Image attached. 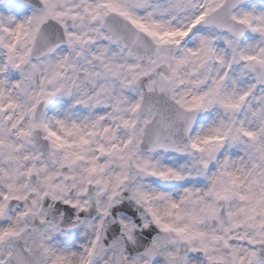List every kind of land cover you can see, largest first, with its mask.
<instances>
[{"label":"snow or ice","instance_id":"6c2138e0","mask_svg":"<svg viewBox=\"0 0 264 264\" xmlns=\"http://www.w3.org/2000/svg\"><path fill=\"white\" fill-rule=\"evenodd\" d=\"M0 264H264V0H0Z\"/></svg>","mask_w":264,"mask_h":264}]
</instances>
